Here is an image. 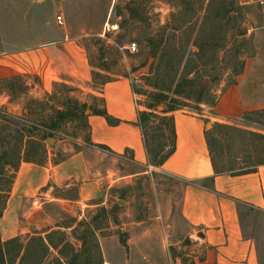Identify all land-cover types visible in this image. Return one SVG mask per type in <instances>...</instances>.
<instances>
[{
    "label": "crops",
    "instance_id": "1",
    "mask_svg": "<svg viewBox=\"0 0 264 264\" xmlns=\"http://www.w3.org/2000/svg\"><path fill=\"white\" fill-rule=\"evenodd\" d=\"M154 4L153 0H0V41L7 44L0 49V107L25 117L60 84L80 88L93 97L82 101L89 110L84 115L86 129L74 144L64 146L65 157L57 160V153H50L44 164L22 163L1 220H9V228H3L1 222L3 239L14 232L16 202L48 194L53 188L76 187L77 199L60 198L55 193L54 198L64 204L87 202L88 207L97 208L119 205L118 224L101 243L110 241L117 246L120 234L138 236L130 258L127 253L124 258L104 248L106 264H186L185 258L196 264H261L258 244L246 233L241 212L244 208L264 212V163L249 173H217L208 131L217 137L215 150L219 152L229 137L225 130H215V125L264 134V120L245 118L247 113L264 110V0H240L241 5L256 6L261 12L260 23L246 34L254 50L246 57L244 71L235 82L222 84L216 106L172 113L177 147L161 166L153 165L148 156L139 124V112L146 106L134 80L122 75L104 85L94 84L90 54L72 29L101 27L97 35L103 36L107 27H117L123 18H130L132 10L170 11L168 5L165 9ZM116 10L123 15L118 16ZM96 109H105L116 122L95 113ZM239 151L235 163L242 160L245 166L244 154ZM224 152L228 153L226 148ZM142 177L150 181L157 203L164 192L157 189L160 181L180 183V196L170 194L165 209L159 205L154 213L142 216L135 207L141 199ZM118 189L127 193L119 194ZM150 235L158 237L149 243ZM164 235L171 238L166 245L159 242ZM187 237L192 244L184 242Z\"/></svg>",
    "mask_w": 264,
    "mask_h": 264
},
{
    "label": "trees",
    "instance_id": "2",
    "mask_svg": "<svg viewBox=\"0 0 264 264\" xmlns=\"http://www.w3.org/2000/svg\"><path fill=\"white\" fill-rule=\"evenodd\" d=\"M245 8V5L228 3L227 0L219 4L211 1L207 7L185 0L178 12L148 36L153 64L150 73L142 78L148 88L135 90L147 97L144 102L146 109L139 112V124L153 165H163L176 150L177 130L172 113L183 108L201 111L204 105L216 106L219 94L214 84L221 79L224 70H231V83L244 71L246 60H239L240 55L244 54V43H237L241 37H246L247 30L238 27L233 32L231 24L244 17ZM116 14L123 15L119 10H116ZM134 20L149 21L137 9L130 11V18H123L119 26L124 28L125 23ZM243 39V42L248 41L247 38ZM116 43L120 45L119 41ZM107 66L102 54L98 70L93 72L94 84L104 85L113 80ZM98 78L101 80L98 81ZM160 106H163V110H159ZM94 112L106 116L110 122H116L105 109ZM76 115L70 110L59 111L57 121L52 122L49 129L60 127ZM245 118L260 122L264 120V110L247 113ZM24 122V118L0 113V222L22 163L44 164L48 158L45 137L38 134L42 130L48 134V130L38 124L31 126ZM214 128L225 130L229 137L225 145L229 154H224L225 146L221 143L220 152L215 150L218 139L208 131L217 173H249L256 171L258 164L264 163V134L225 125H215ZM236 133L241 136L243 147L239 154L243 152L245 158V166L239 168L235 167L238 156L233 151L234 142L231 141ZM227 155L228 160L225 159ZM56 190L64 192L55 194L60 198L75 200L79 196L76 187ZM118 209L117 204L111 209L102 206L90 219L85 217L82 220L67 214L55 229L37 231L25 237L17 235L6 240L0 227V264H105L99 230H104V223L110 215L118 220ZM122 244L127 245L123 237ZM184 261L186 264H196L193 259L185 258Z\"/></svg>",
    "mask_w": 264,
    "mask_h": 264
},
{
    "label": "rangeland",
    "instance_id": "3",
    "mask_svg": "<svg viewBox=\"0 0 264 264\" xmlns=\"http://www.w3.org/2000/svg\"><path fill=\"white\" fill-rule=\"evenodd\" d=\"M191 1H193L195 5L204 4L205 7H207L211 1L219 4L223 0ZM184 2L185 0H153V3H155L153 7L158 6L159 8L165 9L168 7L170 11L165 10L156 12L154 10H146V7H143L141 11L149 21H129L128 23L124 24V28H122L121 26L116 27L114 25H110L106 28L105 33L103 32V36L97 35V32H100L103 29L101 27H74L72 29L76 31L75 33H77L79 37H81L83 45L87 48L94 70H98L97 65L100 63L101 55L104 54L105 61L108 64L107 68L112 73L113 80L122 75L131 76L134 80L135 89L148 88L142 79L144 75L150 73L151 65L153 64V58L150 57V49L148 47V36L151 34V32H154L161 26H163L171 18V15L173 13L178 12ZM227 2L240 4V0H227ZM260 17L261 12L256 6H246V8L244 9V17L242 19L238 18L237 21L232 22L231 25L233 26V32H235L238 27H240L241 29L243 28L247 31L248 29L256 27V25L260 23ZM1 29L2 28L0 27V31ZM243 38H247L248 41L245 40V42H243ZM116 41H119L120 45H118ZM132 43H137L136 51H132L131 49H129ZM243 43L244 54L240 55V61L246 60V57L248 55H251L254 50L252 39H249L248 37H241L237 44ZM5 47H7V44L0 41V49H3ZM99 80H101V78H98V81ZM231 81V70L225 69L221 79H219L218 82L214 84V88L216 89L217 93L223 83L228 84L231 83ZM208 82L211 83L210 80H208ZM19 90L22 91V88L20 87ZM83 92L85 91L81 90L80 88L68 87L60 84L55 86L53 93L46 97V101L42 103H36V106L32 108L31 112L25 115V117L18 114L14 115L13 113L11 114L9 112H6L5 114H11V116H15L19 119L24 118V120L26 121L24 122L25 124H29L31 126H35L38 124L41 127L43 126L44 128L49 127L54 119L58 118V112L60 110H70L73 112V114H77L76 116L68 119L66 122H63L57 129L58 131L54 132L55 134L51 132V129H49L48 134H44L46 130H42L39 133L37 132L40 135H44V143L48 149V154L50 155V153H57L56 159L60 160L67 154L63 150L65 148L64 146L74 144V139H76V137H78L79 134H82V131L86 129L84 123V115L88 110V104L83 103L82 101L86 99L92 101L93 97L88 96L86 92L82 94ZM146 100L147 97L144 96V102ZM83 104H86L85 107L83 106ZM159 110H163V106H160ZM83 111L84 114L82 113ZM87 112H89V110ZM208 124H210L209 127L211 128L212 123L209 122ZM236 134H234L231 138V140L234 142L233 151L235 152L239 151V148H242L240 146L241 136L238 133ZM235 146L236 149H234ZM49 155H47V157ZM241 159H245L244 155L241 157ZM241 162L243 163L242 160L239 161V163L236 162L235 167H242L243 165L241 164ZM160 182L162 183L157 186V189L158 191H161L162 189L164 190V192L159 196V203H157L153 191L154 189L150 185V181H146L145 177H142V180H140L139 195L141 199L138 201V203L135 204V207L137 211L142 214V216L154 213L159 205L160 209H165L166 200L170 198V194H175V197L180 196V183H177L170 179ZM118 192L119 194L127 193L125 189H118ZM54 193L60 195L64 192L53 188L48 194H46L45 192L42 194L40 193L33 196L32 198H24L15 203V209L12 219L15 228L13 229L14 232L11 233L10 238L17 235H22L25 237L29 234H33L34 232L44 231L49 228L55 229L58 223L63 222V218H65V215L67 214L77 216L79 220H82L85 217L90 219L94 214H96L97 210L100 209V207H88L87 202L81 203L80 205L73 203H61V201L54 198ZM108 194L110 195L111 192H108ZM96 201L97 200H95V202L93 201V203H96ZM115 204L116 203H112V206L109 207V209H111ZM12 206H14V204H12ZM120 211L121 210L119 208L116 213L117 218ZM241 214L242 222L244 223V229L246 230V233H251L252 236L256 239V242L258 244L260 263L264 264V212L244 208L242 209ZM8 221L5 223L4 220L1 221L3 228H6V226L9 228ZM117 224L118 220L116 221L113 216L110 215L108 217V220H106L104 223V230H99L100 243L101 238H108L112 234V232H114L111 229ZM68 232H71V229H68ZM104 232L108 233L104 234ZM2 237L4 236L2 235ZM122 237L125 238L127 242L126 247L122 244ZM149 237L151 239L148 238L147 242L150 243V241H152L154 237L157 238L158 236L156 237L154 235H150ZM118 238L120 239V245L117 246L115 245V242L110 241H104L101 243L104 259V248H106L107 251L111 253H120L121 255H118H124V258L127 253V256L130 258V254L139 242L138 236L131 234H120L118 235ZM160 239L161 240L159 242L165 245L171 242V238L168 237L167 240L165 238V235ZM154 242H158V239L154 240ZM184 242H188V245L192 244L190 237H187ZM119 248L120 251L118 250Z\"/></svg>",
    "mask_w": 264,
    "mask_h": 264
},
{
    "label": "built area",
    "instance_id": "4",
    "mask_svg": "<svg viewBox=\"0 0 264 264\" xmlns=\"http://www.w3.org/2000/svg\"><path fill=\"white\" fill-rule=\"evenodd\" d=\"M58 21L60 24H62V16H58ZM129 49H131L132 51H136L137 50V43H132L129 47ZM0 113H6V111L0 107ZM11 115V114H10Z\"/></svg>",
    "mask_w": 264,
    "mask_h": 264
},
{
    "label": "bare ground",
    "instance_id": "5",
    "mask_svg": "<svg viewBox=\"0 0 264 264\" xmlns=\"http://www.w3.org/2000/svg\"><path fill=\"white\" fill-rule=\"evenodd\" d=\"M8 215V214H7Z\"/></svg>",
    "mask_w": 264,
    "mask_h": 264
},
{
    "label": "water",
    "instance_id": "6",
    "mask_svg": "<svg viewBox=\"0 0 264 264\" xmlns=\"http://www.w3.org/2000/svg\"><path fill=\"white\" fill-rule=\"evenodd\" d=\"M210 126V125H209Z\"/></svg>",
    "mask_w": 264,
    "mask_h": 264
}]
</instances>
